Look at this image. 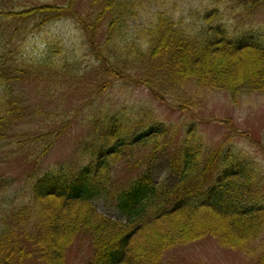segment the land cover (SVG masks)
<instances>
[{"label": "trees", "instance_id": "1", "mask_svg": "<svg viewBox=\"0 0 264 264\" xmlns=\"http://www.w3.org/2000/svg\"><path fill=\"white\" fill-rule=\"evenodd\" d=\"M21 1L0 0V23L36 18L38 24L27 26L32 34L36 28L72 13L86 33L89 27L93 34L97 31L98 24L91 25L76 10L82 0H68L67 6L33 7H21ZM224 1L228 6L237 4L239 12L264 6V0ZM87 2L91 11H99L98 23L104 18L109 20L99 55L109 58L100 63L102 71L139 76L145 72L139 65L146 69L147 63L158 64L159 73H151L148 84L162 98L165 95L156 84L171 87L185 77L189 68L199 66H210L209 79L217 82L210 83L211 87L225 88L222 77L211 66L216 54L234 55L247 50L250 56L264 59V40L243 39L244 35L234 34L230 21L223 18L205 23L220 14L217 8H204L202 18L199 10H191V18L202 19L201 24L197 20L189 24L179 14L158 10L133 38L127 30L142 13L141 8L147 6L145 0ZM173 5L169 4L172 10ZM15 29L16 34L10 36L0 27V163L10 158L2 154L6 142L19 138V126L35 113L25 106L20 82L50 80L69 71L65 68L66 57L57 58L53 52V42L47 44L45 56L39 54L32 63L26 53H20L22 43L18 52L11 49L9 44L20 32L18 27ZM252 57L247 58L250 69L244 89L264 94V72L256 73L262 59ZM258 59L261 61L255 63ZM224 71H228L226 67ZM201 75L199 82L205 77ZM107 121L91 139L87 149L90 160L78 170L68 165L69 169L63 166L42 176L31 171L19 188L14 179L0 173V264H66L67 252L81 236L92 243L87 264H173L169 257L175 249L206 237L217 239L224 248L244 250L251 238L264 231V176L253 164L233 162L234 157L231 159L222 150L205 155L191 143L168 152L170 158L163 157L168 153L167 142L161 141H166L160 135L161 127L131 134L117 122ZM40 138L47 136L32 141ZM149 144L153 149L148 148L135 164L145 168L130 183L116 186L114 163L121 159L131 165L138 149ZM161 158L168 159L169 175L157 183L153 170ZM104 195L116 197L115 208L126 221L99 212L96 200ZM255 264H264V257Z\"/></svg>", "mask_w": 264, "mask_h": 264}, {"label": "rangeland", "instance_id": "2", "mask_svg": "<svg viewBox=\"0 0 264 264\" xmlns=\"http://www.w3.org/2000/svg\"><path fill=\"white\" fill-rule=\"evenodd\" d=\"M145 2L147 6L141 8L142 13L130 22V29L127 30L133 38L147 27L158 10L179 14L189 24H195L197 18H191L190 11L199 10L202 18L204 8L208 7L219 9L220 14L209 17L206 24L223 18L230 21L234 34L240 37L244 35L243 39L253 37L264 40V6L239 12L237 4L228 6L224 0ZM171 2L174 3L173 10L169 7ZM43 5L67 6L68 0H22L20 3L21 7ZM88 6L87 0H82L76 10L91 25L98 24L94 34L90 27L86 33V28L72 13H67L45 27L36 28L32 34L27 26L38 24L36 18L0 23V27L7 30L10 36L16 34V27L20 29L13 42L5 44L10 43L11 49L18 52L17 47L22 43L20 53H26L30 63L36 62L39 54L43 58L47 44L53 42V52L57 58L66 57L65 68L69 69V73H60L54 79L35 78L20 82L27 110L40 114L33 118L35 113H32L19 126L17 131H20V137L6 142L8 145H4L6 148L2 154H9L10 158L0 163V173L14 179L15 186L19 188L24 185L31 171L42 176L52 169H63V166L69 169L68 165L78 170L90 160V151L87 149L92 144L91 139L110 119L131 134L161 127L163 134L160 135L166 139L161 141L167 142L166 153L180 150L184 143L193 144L205 155L222 150L231 159L234 157L233 162L251 163L264 176V94L244 89L250 69L247 58L252 57L247 50L228 56L216 54L213 57L211 66H215L223 84H226L223 86L225 88L211 87L210 83L215 79H209L210 66H199L189 68L188 75L185 74L171 87L156 84L165 95L162 98L148 84L151 73H159L158 64L147 63L146 69L139 65L140 69L145 70L139 76L102 71L100 63L109 58L99 56L104 48L109 20L104 18L98 23L96 17L99 11H91ZM11 7L8 6L9 9ZM201 20H197V24H201ZM139 43L142 41L139 40ZM252 58L262 59L259 56ZM259 63L261 65L257 75L264 72V59ZM225 67L228 71H224ZM200 73L201 76L205 75L204 79L200 78L201 83L197 79ZM41 136L47 138L32 141ZM47 146L48 150L41 153ZM148 148L151 151L153 144L138 149L137 158L132 160L131 165L121 159L114 163L115 178L112 181L116 182V186L130 183L145 168L144 165L138 167L135 164L137 159L145 156ZM169 153L163 157L170 158ZM167 158H161L154 164L153 174L157 183L164 182L169 175ZM110 185L115 183L110 182ZM116 204L113 195H104L96 200L99 212L126 221L117 212ZM91 255V240L81 236L67 252L66 264H87ZM262 257L264 231L254 239L251 238L244 250L224 248L217 239L206 237L175 249L169 261L173 264H255Z\"/></svg>", "mask_w": 264, "mask_h": 264}]
</instances>
